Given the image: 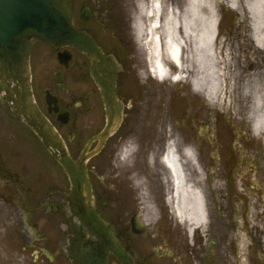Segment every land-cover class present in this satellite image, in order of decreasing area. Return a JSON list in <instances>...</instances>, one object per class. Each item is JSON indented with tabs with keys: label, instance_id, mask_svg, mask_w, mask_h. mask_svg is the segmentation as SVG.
Returning <instances> with one entry per match:
<instances>
[{
	"label": "flooded vegetation",
	"instance_id": "1",
	"mask_svg": "<svg viewBox=\"0 0 264 264\" xmlns=\"http://www.w3.org/2000/svg\"><path fill=\"white\" fill-rule=\"evenodd\" d=\"M171 1L184 6V0ZM230 1L214 0V48L227 81L229 72H240L235 81L242 87L249 72L264 66V56L256 51L252 39L247 5L253 0H237L236 9ZM143 2L72 0L73 24L92 39L97 53L33 43L28 58L27 108V84L16 74L9 78L0 69V83L9 88L8 94L0 88V235L6 232L9 237L13 226L14 234L22 240L19 261L30 250L32 263L40 264L41 258L54 262L58 252L66 254L73 233L67 209L69 180L25 116L36 128L46 120L75 160L89 146L86 170L93 205L114 227L134 264H264V205L260 203L264 159L251 132L245 130L239 140L233 134L239 146L242 142L240 151L231 140L210 136L209 145L216 149V175L210 182L203 228L190 233L170 210V175L168 178V170L160 162L166 141L159 137L155 141L157 132L141 125L139 111L149 83L137 29ZM60 54H64L63 62ZM102 85L109 88L113 101L110 113ZM23 109L30 113L19 111ZM109 115L112 129L102 144L96 138L108 126ZM173 138L179 139L182 150L184 144L177 132ZM197 159L201 166L199 150ZM192 173L194 177V169ZM5 237L0 264L8 261L10 245ZM63 239L66 245H62ZM108 264L118 263L109 258Z\"/></svg>",
	"mask_w": 264,
	"mask_h": 264
},
{
	"label": "bare ground",
	"instance_id": "2",
	"mask_svg": "<svg viewBox=\"0 0 264 264\" xmlns=\"http://www.w3.org/2000/svg\"><path fill=\"white\" fill-rule=\"evenodd\" d=\"M185 2L184 6L174 7L166 6L162 0L143 2L137 23L139 38L147 51L148 61L162 81L169 80L170 69L176 67V83L191 80L195 92L216 103L223 92L225 77L214 48L217 24L214 4L208 0ZM230 3L237 8V0ZM247 9L254 44L264 50V0H253ZM252 119L253 133L261 136L264 133V103L259 96L255 99ZM179 145V139L173 138L171 150L164 158L173 186L172 203L182 223L190 229L202 227L207 218L205 195L190 182L185 171V162L196 165L195 153L192 147L181 153Z\"/></svg>",
	"mask_w": 264,
	"mask_h": 264
},
{
	"label": "water",
	"instance_id": "3",
	"mask_svg": "<svg viewBox=\"0 0 264 264\" xmlns=\"http://www.w3.org/2000/svg\"><path fill=\"white\" fill-rule=\"evenodd\" d=\"M48 43L55 48L74 47L82 52L97 53V47L84 32L73 26L71 0H0V69L9 78L14 74L27 86L26 108L28 99V56L33 42ZM104 88L107 109L113 111L109 88ZM0 88L8 94V87L0 83ZM25 109V108H24ZM23 110L28 114L30 110ZM110 122L99 137L103 142L112 128ZM39 135L46 143L54 142L58 153L56 158L67 173L71 183L70 211L78 221L73 226V237L69 238L68 257L73 264H107L110 254L120 264H134L132 257L121 246L113 227L101 219L93 207V194L85 168L86 154L74 161L66 148L60 143L55 132L46 125L39 128Z\"/></svg>",
	"mask_w": 264,
	"mask_h": 264
},
{
	"label": "rangeland",
	"instance_id": "4",
	"mask_svg": "<svg viewBox=\"0 0 264 264\" xmlns=\"http://www.w3.org/2000/svg\"><path fill=\"white\" fill-rule=\"evenodd\" d=\"M208 3H214V0H208ZM164 4L170 7L172 1L164 0ZM256 51L260 52L258 48H256ZM261 54L264 56V50L261 51ZM140 56L144 58L143 63L148 71L146 64L148 60L143 49L141 50ZM219 64L222 65V62H219ZM223 72L226 76V69H223ZM147 73L149 74V71ZM250 73L249 78L247 77L248 79L240 87L235 81L236 76L240 72H229L230 82L225 78L223 92L219 101L216 103L208 101L203 94L195 92L191 80H185L180 83H173L170 79L167 81H159L152 77L148 80V94L139 108L142 120L141 125L152 128L154 132H157L155 141L159 137V139L163 138L161 141H166L167 143V140L177 132L183 144L187 145L188 143H192L195 147V152L200 151L203 159L200 176L196 172L194 177L191 176L193 174L191 167L190 169L186 167V171L188 177H192L190 178V182L195 184L196 188L204 193L206 200L211 195L212 188L210 182L213 181L212 177L216 175L211 172L215 167L213 158L216 149H211L209 145V142L212 140L210 136L212 134H218L221 136V141L231 140L238 148L237 150L240 151L239 148H241L242 142H240L241 145L239 146L238 142L234 141L233 134L238 136L239 140L242 132H245V130L252 132V114L256 96L261 97L264 103V66L260 71ZM155 141L154 144L156 143ZM253 144L262 151V158L264 159V133L261 136H255ZM156 147L155 145L154 148ZM164 148L165 146L160 151L163 152ZM131 149L134 151L136 148L133 147ZM160 151L157 154L160 153L161 156ZM243 152L247 153L245 149ZM130 157L131 155L127 159ZM189 165L191 164L186 166ZM189 172L192 174L190 175ZM169 175L168 172V178ZM164 183L167 187L165 178ZM217 184H220V182H217ZM217 191H221V189ZM256 201L254 200V202ZM260 203L264 205V197L261 198ZM2 223L3 221L0 218V224ZM14 232L16 230L12 226L9 230V237H5L6 232L0 235V257H2L1 252L4 245L2 241L3 236L5 237V242L10 245L7 255L8 261H5L7 264H34L29 256L31 254L30 250L25 251V259L19 261V258L22 257V240ZM66 243L67 241L63 239L62 245H66ZM40 264H71V262L65 254L62 255V253L58 252L56 261L49 262L46 258H41Z\"/></svg>",
	"mask_w": 264,
	"mask_h": 264
}]
</instances>
